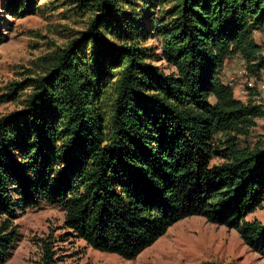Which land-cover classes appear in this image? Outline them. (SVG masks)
I'll list each match as a JSON object with an SVG mask.
<instances>
[{"label": "trees", "instance_id": "obj_1", "mask_svg": "<svg viewBox=\"0 0 264 264\" xmlns=\"http://www.w3.org/2000/svg\"><path fill=\"white\" fill-rule=\"evenodd\" d=\"M76 2L91 14L87 29L0 95L10 102L29 90L0 117V264L20 236L17 211L44 204L65 211L66 227L92 248L126 259L197 215L236 228L264 257V224L246 220L264 201V143L240 140L264 109L221 77L234 55L264 68L254 37L264 0ZM36 4L6 0L4 9L22 16ZM159 11L170 72L147 45ZM6 37L0 24V45ZM216 155L224 160L213 164Z\"/></svg>", "mask_w": 264, "mask_h": 264}, {"label": "rangeland", "instance_id": "obj_2", "mask_svg": "<svg viewBox=\"0 0 264 264\" xmlns=\"http://www.w3.org/2000/svg\"><path fill=\"white\" fill-rule=\"evenodd\" d=\"M5 2L0 0V24L7 35L0 45V95L9 85L11 88L15 82L41 73L46 58L57 54L86 30L91 17L77 6L76 0H37L36 10L22 16L5 10ZM155 20V32L147 45L155 53V65L170 72L168 63L161 59L162 38L156 30L167 23L160 11ZM254 37L264 55V28L256 31ZM221 77L233 86L237 98L257 99L264 109V68L250 71L245 59L234 55L225 63ZM28 91L10 102L0 101V117L22 108ZM249 132L240 136L243 145L264 143V117L257 118ZM215 142L220 144L218 139ZM223 160L221 155H216L212 163ZM17 213L12 223L17 225L20 236L4 264H46V244L55 252L50 264H264L263 255L246 244L236 228L212 224L200 215L178 220L140 255L126 259L96 250L79 238L66 227V212L58 206L44 204ZM3 219L0 217V224ZM246 220L264 224V201Z\"/></svg>", "mask_w": 264, "mask_h": 264}]
</instances>
